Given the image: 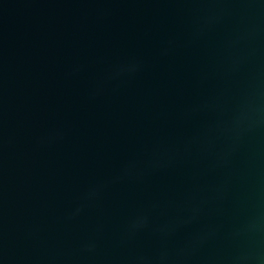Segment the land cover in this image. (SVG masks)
Segmentation results:
<instances>
[{
	"label": "water",
	"instance_id": "1",
	"mask_svg": "<svg viewBox=\"0 0 264 264\" xmlns=\"http://www.w3.org/2000/svg\"><path fill=\"white\" fill-rule=\"evenodd\" d=\"M0 264H264V0H0Z\"/></svg>",
	"mask_w": 264,
	"mask_h": 264
}]
</instances>
